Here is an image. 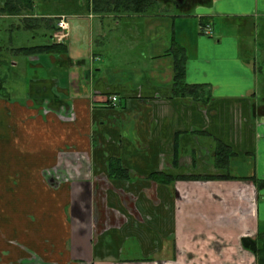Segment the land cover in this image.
I'll return each instance as SVG.
<instances>
[{
    "label": "crops",
    "instance_id": "crops-1",
    "mask_svg": "<svg viewBox=\"0 0 264 264\" xmlns=\"http://www.w3.org/2000/svg\"><path fill=\"white\" fill-rule=\"evenodd\" d=\"M163 5H81L62 13V52L5 62L0 264H256L241 240L264 232V53L252 50L259 36L264 49V0ZM174 47L210 100L173 95ZM217 143L231 154L216 164ZM112 161L128 179L109 176Z\"/></svg>",
    "mask_w": 264,
    "mask_h": 264
},
{
    "label": "trees",
    "instance_id": "trees-1",
    "mask_svg": "<svg viewBox=\"0 0 264 264\" xmlns=\"http://www.w3.org/2000/svg\"><path fill=\"white\" fill-rule=\"evenodd\" d=\"M166 1L171 2L170 0ZM158 2H161V0H0V19H11L16 21L18 28H38L41 30V28L44 29L48 23L58 20L59 16L64 15L62 14L63 12H68L69 9L72 10L80 7L81 5H86L92 8V11L94 12L145 14ZM171 3L175 5L173 2ZM51 7L55 9L50 10ZM54 28L56 30L57 26L55 25ZM50 37H48V44L17 48L14 49V51L23 53L24 55L62 52L64 49L63 46L51 43ZM170 54L173 58V95L181 98H191L194 100H210L211 95L209 91H206L203 85H190L186 83L184 66L185 57L183 56V49L174 47L172 48ZM2 86V83H0V89H2ZM230 154L227 151V147L221 143H217L215 152L216 164L221 159L227 161ZM109 174V176L114 178H129L128 172L122 168L117 161L110 162ZM149 178L162 184L174 182L175 180L208 181L235 179L229 176H179L172 178L158 173L151 174ZM244 179L245 178H241V180ZM241 245L243 249L248 250L253 254L256 264H264V232L259 231L258 235L254 239H242Z\"/></svg>",
    "mask_w": 264,
    "mask_h": 264
},
{
    "label": "rangeland",
    "instance_id": "rangeland-1",
    "mask_svg": "<svg viewBox=\"0 0 264 264\" xmlns=\"http://www.w3.org/2000/svg\"><path fill=\"white\" fill-rule=\"evenodd\" d=\"M161 7H163L167 4H169L168 1L166 0H161ZM55 8L51 7L50 10H54ZM43 10V9H42ZM70 10V9H69ZM68 10V11H69ZM67 11V10H64ZM71 11V10H70ZM171 12V13H175L178 14L181 10L177 9L175 6L171 5L170 7H168V9H165L164 12ZM193 14V12H192ZM68 17V16H67ZM56 26L59 22V20L56 21ZM17 22L11 19H0V51L2 52V55H0V70H4V64L5 62H8L10 57H13L15 60V56L16 54L14 49L17 48H22V47H29V46H33V45H40L43 44L45 42H47L46 40V31L43 30L41 28V30H39L38 28L35 29H27V28H23L17 27ZM69 24V23H68ZM222 26L224 27V24L222 22H220V20H216L214 22V29L215 32L218 33L220 31H222ZM69 33L67 37L70 38V26H68V30ZM48 37V36H47ZM255 37V36H254ZM257 38V36L255 37V39ZM261 41V38L259 36L258 38ZM257 40L255 41V44L252 47V50H256V52L259 54V57L262 56V54L264 53V49H262V45L260 43V41ZM13 49V51H12ZM7 60V61H6ZM262 67V75L260 76V80H259V91L264 92V64L261 65ZM260 98H264V95H261ZM262 229L264 230V223L262 224ZM194 258V262H196V253H194V255H192Z\"/></svg>",
    "mask_w": 264,
    "mask_h": 264
},
{
    "label": "built area",
    "instance_id": "built-area-1",
    "mask_svg": "<svg viewBox=\"0 0 264 264\" xmlns=\"http://www.w3.org/2000/svg\"><path fill=\"white\" fill-rule=\"evenodd\" d=\"M59 22L57 24V29L55 31V33L53 34V40H55V42H63L66 38V36H68L69 33L68 30V17L65 15H62L59 17ZM202 32L204 33V35L206 36H210L212 34L211 29L209 26H205L204 28H202ZM109 101L111 103L112 106H115V104L117 103V97L116 96H112L109 98Z\"/></svg>",
    "mask_w": 264,
    "mask_h": 264
},
{
    "label": "flooded vegetation",
    "instance_id": "flooded-vegetation-1",
    "mask_svg": "<svg viewBox=\"0 0 264 264\" xmlns=\"http://www.w3.org/2000/svg\"><path fill=\"white\" fill-rule=\"evenodd\" d=\"M171 1V0H170ZM171 2H173V1H171ZM173 3H175V2H173ZM185 3V0L183 1V3L182 4H180V5H176V3H175V6L176 7H179V6H182L183 4ZM66 16V15H65ZM56 31V30H55ZM55 31H53L52 32V34H51V37H50V41H51V43H53V44H57V45H62V46H64L65 44H68V42H69V37L67 38V39H65L63 42H55V40H53V34L55 33Z\"/></svg>",
    "mask_w": 264,
    "mask_h": 264
},
{
    "label": "water",
    "instance_id": "water-1",
    "mask_svg": "<svg viewBox=\"0 0 264 264\" xmlns=\"http://www.w3.org/2000/svg\"><path fill=\"white\" fill-rule=\"evenodd\" d=\"M171 1L175 2L176 5L178 6V5L182 4L184 0H171Z\"/></svg>",
    "mask_w": 264,
    "mask_h": 264
}]
</instances>
